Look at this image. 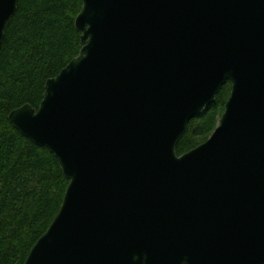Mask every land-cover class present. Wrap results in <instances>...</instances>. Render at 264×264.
Here are the masks:
<instances>
[{
	"label": "water",
	"instance_id": "obj_1",
	"mask_svg": "<svg viewBox=\"0 0 264 264\" xmlns=\"http://www.w3.org/2000/svg\"><path fill=\"white\" fill-rule=\"evenodd\" d=\"M75 26L79 55L8 116L69 181L25 264H264V0H83Z\"/></svg>",
	"mask_w": 264,
	"mask_h": 264
},
{
	"label": "trees",
	"instance_id": "obj_2",
	"mask_svg": "<svg viewBox=\"0 0 264 264\" xmlns=\"http://www.w3.org/2000/svg\"><path fill=\"white\" fill-rule=\"evenodd\" d=\"M82 7L83 0H22L6 27L0 50V264H25L69 185L55 156L23 137L8 116L25 104L38 109L46 82L79 55L75 20ZM230 94L227 83L215 103L190 122L178 156L208 141Z\"/></svg>",
	"mask_w": 264,
	"mask_h": 264
}]
</instances>
